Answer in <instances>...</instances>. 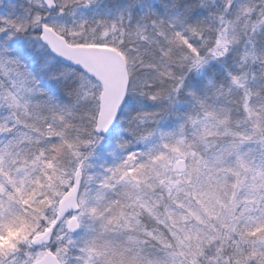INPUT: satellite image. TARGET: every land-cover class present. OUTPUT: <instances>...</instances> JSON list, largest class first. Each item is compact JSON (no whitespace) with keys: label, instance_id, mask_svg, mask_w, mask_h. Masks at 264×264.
<instances>
[{"label":"snow or ice","instance_id":"obj_1","mask_svg":"<svg viewBox=\"0 0 264 264\" xmlns=\"http://www.w3.org/2000/svg\"><path fill=\"white\" fill-rule=\"evenodd\" d=\"M0 264H264V0H0Z\"/></svg>","mask_w":264,"mask_h":264}]
</instances>
